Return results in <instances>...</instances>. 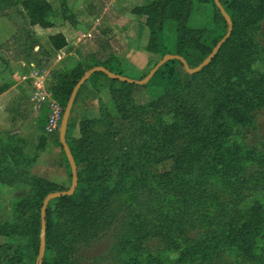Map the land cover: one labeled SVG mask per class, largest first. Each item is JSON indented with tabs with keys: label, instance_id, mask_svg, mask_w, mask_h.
Returning a JSON list of instances; mask_svg holds the SVG:
<instances>
[{
	"label": "trees",
	"instance_id": "16d2710c",
	"mask_svg": "<svg viewBox=\"0 0 264 264\" xmlns=\"http://www.w3.org/2000/svg\"><path fill=\"white\" fill-rule=\"evenodd\" d=\"M59 1L62 20L73 23L68 3ZM199 1L211 6L208 27L188 25L194 0H150L131 8L148 29L145 51L158 56L153 66L172 53L194 67L224 36L227 23L214 0ZM220 2L232 30L198 72L188 73L178 59H171L144 85L94 73L104 78L117 116L100 109L99 99L100 115L81 119L77 137L66 136L77 167V185L72 194L47 204L39 264H98L85 252L107 232L108 254L119 256L124 264H253L257 257L264 262V148L242 138L243 128L254 125L255 112L264 106V68L254 67L264 63L260 41L264 40V0ZM17 4L30 26L45 30L54 49L67 44L55 29L47 0H0V15ZM166 20L175 23L173 52L165 41ZM112 62L121 64L109 56L95 65L122 74ZM84 73L79 63L52 72L49 89L64 108ZM146 74L139 73V78ZM6 87L0 84V93ZM84 87L85 82L70 115ZM149 87L159 90L152 99ZM56 133L67 187L31 172L44 148L42 139L28 152L22 138L0 130V190L18 183L28 189L13 202L10 219L0 221V264L37 263L43 199L70 186V165ZM122 187L151 188L162 197L172 196L175 204L153 220L129 205L118 214L113 201ZM208 199L220 202L222 224L216 225L195 206Z\"/></svg>",
	"mask_w": 264,
	"mask_h": 264
},
{
	"label": "crops",
	"instance_id": "0c3cea01",
	"mask_svg": "<svg viewBox=\"0 0 264 264\" xmlns=\"http://www.w3.org/2000/svg\"><path fill=\"white\" fill-rule=\"evenodd\" d=\"M47 1L51 4L54 14H60L61 5L59 0ZM66 2H69V9L72 14H75L76 19L73 23L68 20L57 21L56 23L54 15L55 29L61 32L67 41V44L59 50L51 46L44 29L38 25L30 26L28 24L21 8L19 11L10 10L7 15L0 17V19H5L9 25L7 33H0V83L7 85L6 89L0 93V130L9 131L10 134L22 138L28 152H32L42 139L44 148L39 151V156L33 164L31 172L45 176L61 185L67 184L69 178L60 147L55 142L57 133L47 134L44 131L45 119L43 115L46 107L34 98L33 77L35 72L44 63L49 67L51 66V62L47 60V57H52L53 63H56L55 65L58 67L56 69L65 70L66 67H71L80 62L86 50L95 52L97 54L96 58L99 57L98 60L103 62L113 55L124 67V63L129 60L127 58L129 50L123 46V50L116 51L120 48L119 42L111 41L109 38L113 35H109L107 31H128L137 24L142 25L148 31L147 27L137 21L135 15L131 13V8L135 5L147 4L150 0H66ZM121 10H123L124 15L129 16L127 20H125V16L119 15ZM14 13L19 14L22 19L24 18V23L16 22L17 17L13 15ZM12 16L15 20H12ZM89 17L91 18V27L87 29V33L91 32L92 34V30L98 28L103 29L102 31L108 35L101 41L100 45H94L91 49L89 47L91 42L87 45V43H84L87 42V37L84 36L83 38L81 36V32L84 31L82 25L85 19ZM60 23H64V25L60 26ZM28 31L31 33L28 34ZM78 38H83L84 42L81 41V43L76 44L75 40ZM88 39L90 38L88 37ZM147 40L148 32L141 47L143 51H145ZM31 43H34L33 47H31ZM16 45L20 48V54L15 57L6 56V54L12 52L11 49ZM36 52L42 54L35 58ZM1 56L10 59L9 62H4ZM91 66L97 65L93 63ZM49 67H46L47 69L44 67V74L40 73L47 75L50 73ZM92 67H87L86 71ZM138 72L140 73V70ZM97 75L92 73L85 81V87L81 90L70 115L72 121H68L66 136L77 137L79 135V122L81 119L98 117L99 99L103 101L100 93L107 86L104 84V78ZM52 172L53 174H51ZM18 184L4 186L3 189L12 190Z\"/></svg>",
	"mask_w": 264,
	"mask_h": 264
},
{
	"label": "rangeland",
	"instance_id": "374dc122",
	"mask_svg": "<svg viewBox=\"0 0 264 264\" xmlns=\"http://www.w3.org/2000/svg\"><path fill=\"white\" fill-rule=\"evenodd\" d=\"M58 1V0H57ZM69 3V2H67ZM69 6V4H68ZM21 6L19 4L15 5L12 8H9L6 10L5 14L7 15V12L10 10H20ZM126 11V8H125ZM127 13V12H125ZM16 18V22L18 23H24V18L22 19L19 14H13ZM55 15V14H54ZM53 15V17H54ZM120 16H125V20H127L129 18V16H126L123 14V10L120 11ZM5 15H0V17H3ZM73 19H76L75 14H73V16L71 17ZM133 18V17H130ZM211 18H212V9L211 6L207 3H203L200 2L199 0H194V7L192 9L189 21H188V25L190 27L193 28H204V27H208L211 24ZM12 20H15V18L12 16ZM54 20L56 21H62L61 15L60 14H56ZM70 22V21H69ZM99 22V21H98ZM165 27H164V33H165V41H166V45L169 49V51L173 52L174 51V44H175V23L173 21H169L166 20L165 21ZM59 23V22H58ZM64 25V23H60V26ZM69 25V24H68ZM262 25L264 26V20L262 21ZM8 23L5 19H0V33L4 34L7 33L9 30H7L8 28ZM91 27V18H86L84 21V24L82 25V28L84 29L83 32H81V36H85L86 38V33H87V29ZM103 29H93L92 30V35L91 37H89L90 39H87V42L83 41V38H78L75 40L76 44L84 42L87 43V45L91 42L90 44V49L97 44H101L102 40H104V38H106L108 35H106V32L102 31ZM41 32V30H40ZM147 30L145 27H143L142 25H135V27H132L130 30L126 31V30H121V31H116V32H108L107 33L111 36L109 39L115 40L119 42L120 48L119 50H116L118 52H120L121 50H123V46L127 48V50H129L127 52V58L129 59L126 63H124V67L123 65H119L116 64V62H112L113 64L111 65H115L117 68H119L118 70L124 74L125 76H128L132 79H139V72L138 70H140V73H146L148 72V70L150 69V67L153 66V63L158 59V56L155 54H152L148 51H143L142 50V44H144L145 42V38L147 35ZM23 33V32H22ZM42 35V33H41ZM80 36V35H79ZM43 37V35H42ZM119 38V39H118ZM124 40V41H123ZM260 41L262 43H264V40L260 38ZM123 42V43H122ZM125 42V43H124ZM123 44V45H122ZM126 45V46H125ZM18 45H16L12 50V52H9V56H16L19 55ZM90 50H86L84 51V57H82L81 61L78 62L79 64H81V66L83 67V69H85L87 67H91V65L97 62H100L98 60L97 54H95V52H88ZM42 53L41 52H36L35 53V58L40 56ZM112 54V53H111ZM93 55V57H92ZM113 56V55H112ZM2 60L5 62H9L10 59H8L5 56H1ZM116 59V57H115ZM47 60H50L51 62V66L49 67L48 65H46L45 63L43 65H41L37 71L43 73L44 71V67L45 69H47L46 67H49L50 69V73H48L47 75L44 76L43 80H44V84L46 89L51 93L49 87L50 85L54 82V79L52 78L53 74L52 72L54 70H60V69H56L58 68L52 61V57H47ZM117 60V59H116ZM118 61V60H117ZM50 65V64H49ZM110 65V64H109ZM75 65H72L71 67H66L65 70H68L72 67H74ZM126 67V68H125ZM255 68L257 69H263L264 68V63H256L254 65ZM93 68V67H92ZM88 71V70H87ZM44 74V73H43ZM98 76V75H97ZM54 77V76H53ZM34 79V77H33ZM2 83V82H1ZM0 83V84H1ZM34 83V82H33ZM159 93V90L153 88V87H149L147 89V94H148V98L152 99L154 98L157 94ZM52 94V93H51ZM101 98L103 99L102 104L100 107V109L102 110H107L106 112H109L111 114V116H117V111L115 109V106L113 104V102L110 99V93H109V89L106 88L105 90H103V92L101 91ZM100 105V103L98 104V106ZM45 113L43 115V118L46 120L47 117V108H44ZM100 115V111L98 112V116ZM104 126L103 125H99L97 128L102 130ZM2 131H6V130H2ZM242 138L245 141V143L247 144H252V145H256L258 146L259 149H263L264 148V106L261 107L260 109H258L255 112V122L254 125L251 126H245L243 128L242 131ZM53 174V172L51 173ZM59 175V174H58ZM68 175V174H67ZM63 186H68V183L63 185ZM16 188L14 189H1L0 190V221H5V220H9L10 216H11V206L13 204V202H15L16 200L20 199L21 197L25 196L27 193V184H18L17 186H15ZM124 187V186H123ZM121 188L115 196V199L113 201V209L114 211H116V213H121L123 212V207L125 205H129L131 206L133 209H135L136 211L140 212V214H144L147 217H149L148 219H155L160 212L162 211V209H164L165 211H167L171 205H174V199L172 198V196H167V197H162L161 194H159L157 191L152 190L151 188H137L134 187L132 189L125 190L124 188ZM195 206L197 207V209L199 208L200 210H202L205 214H206V218L210 219L212 222H215V224H218V221H220V223H223V217L220 211V202L216 201V200H204L203 202H200L198 204H195ZM110 232H107L106 235H103L99 241L94 242L91 246L88 247L87 252H85L86 256H88V258L90 259V261L98 263V264H124L123 260L119 257V256H110L108 254L109 252V247H110ZM2 240H5L4 237H1ZM97 257V258H94ZM262 257H257V262L253 263V264H264V262L261 259Z\"/></svg>",
	"mask_w": 264,
	"mask_h": 264
},
{
	"label": "water",
	"instance_id": "95a60500",
	"mask_svg": "<svg viewBox=\"0 0 264 264\" xmlns=\"http://www.w3.org/2000/svg\"><path fill=\"white\" fill-rule=\"evenodd\" d=\"M214 3L217 6V8L219 9V11L222 14V16L226 20L227 30H226V33L224 34V36L213 47L211 52L198 65H196L194 67H189L188 63L186 62L184 57H182L181 55L172 54V53H166L165 55L162 56L161 59H159L156 62V64H154V66H152L149 69V71L147 72V74L145 76H143L142 78H139V79H132V78H130L128 76H125V75H122V74H117V73H114V72L110 71L105 66L97 65V66H94L93 68L89 69L88 71H86L79 78V80L76 82V84L74 85V87H73V89H72V91L70 93L68 101H67V103L65 105V108H64V111H63V115H62V118H61V122H60V126H59V129H58L59 141H60V143H61V145L63 147V150L65 152V155H66L67 159H68V162H69V165H70V169H71V183H70V186L67 189L50 192L43 199L42 206H41V209H40L41 224H42L41 232H40V248H39V254H38V259H37V263L36 264L40 263L39 260L42 257V255L44 254V244H45V239H44V219H45V210H46L48 202L51 199L55 198V197L72 194L74 192L75 188H76V185H77V179H78L77 167H76L75 160H74V158H73V156L71 154L69 145H68V143L66 141V129H67V125H68V120H69L71 108L73 106V102H74L76 93H77L78 89L80 88V86L88 79V77L92 73H95V72H103L105 75H107L110 78L121 80V81H124V82L144 85L152 77V75L154 74V72L157 70V68L159 66H161L164 62H166L168 60H171V59H178L181 62V64L183 65L184 69L188 73L198 72L204 66H206L210 62V60L215 56V54L219 50L220 46L228 38V36L230 35L231 30H232L231 18L229 16V14L226 12V10L224 9V7H223L222 3L220 2V0H214Z\"/></svg>",
	"mask_w": 264,
	"mask_h": 264
},
{
	"label": "built area",
	"instance_id": "2783aa9c",
	"mask_svg": "<svg viewBox=\"0 0 264 264\" xmlns=\"http://www.w3.org/2000/svg\"><path fill=\"white\" fill-rule=\"evenodd\" d=\"M91 32L86 37H91ZM45 75L36 71L34 75V98L47 108V117L44 123V131L47 134L57 132L60 126L64 107L59 99H56L45 87ZM44 78V80H43Z\"/></svg>",
	"mask_w": 264,
	"mask_h": 264
}]
</instances>
